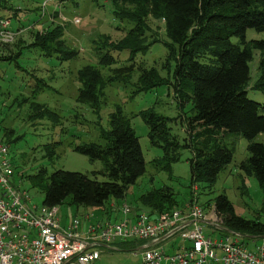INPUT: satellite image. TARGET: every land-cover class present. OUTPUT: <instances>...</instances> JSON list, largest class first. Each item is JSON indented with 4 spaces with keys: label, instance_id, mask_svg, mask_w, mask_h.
<instances>
[{
    "label": "rangeland",
    "instance_id": "374dc122",
    "mask_svg": "<svg viewBox=\"0 0 264 264\" xmlns=\"http://www.w3.org/2000/svg\"><path fill=\"white\" fill-rule=\"evenodd\" d=\"M45 2L46 0H7L6 4L3 3V8L0 7V16L11 18L10 30L15 34L12 44L6 47L0 43V55L19 51L23 53L18 58L20 67L15 61H0V135L5 137L7 133L5 143L11 138L17 141L9 147L10 157L16 168L15 184L28 191L34 203L43 205V187L29 178L43 168L49 176L63 170L82 173L99 182L107 181L105 176L93 174L103 170V163L90 162L88 157L74 152L73 147L91 142L105 143V134L112 128L111 117L121 109L139 137L146 163L144 175L129 188L124 199H110L109 209L72 207L69 205L70 200H67L60 207L63 216L75 219L90 213L97 220L116 223L121 220L118 207L127 204L133 209H145L139 202L140 196L155 189L170 187L180 204L177 208L184 207L195 192L201 204L206 206L215 204L216 198L226 195L238 216L264 224V188L256 178L244 176L240 168L250 157L249 142L243 136L230 133L223 135V144L234 154L232 163L219 175L213 188H204V184H199L192 189L189 160L193 154L189 150H181L180 161L172 165L173 174L168 173L163 164L159 163L164 152L150 140V129L143 119V114L147 115L149 111L176 119L169 128L172 135L183 143L187 134L182 127L184 118L180 117L189 111L188 104L179 108L169 85L143 93L138 70L129 75L120 74L117 68L128 63L129 53L113 52L119 61L114 67L99 65L101 57L112 49L111 45L125 38L132 27L130 21L120 20L119 15H133L134 9L116 7L111 0H71L64 3L47 1L44 8L47 13L43 14ZM56 11L59 12L58 19L53 17ZM13 12L16 16L21 13L19 19L12 17ZM73 17L79 21H75ZM39 19L40 24L33 30L21 32L19 29L20 24L29 28ZM58 27L63 29L65 48L67 51H76V58L60 60V54H53L49 58L43 49L30 47L35 43L34 34L48 33ZM142 33L143 42L149 45L150 50L147 54L138 55L137 63L148 69L155 68L162 78L169 80L175 63L168 59L167 45L171 40L167 36L165 21L149 17ZM246 39L264 40V33L248 30ZM237 41L238 39L233 40ZM263 63L261 52L254 50L250 62L248 96L260 104H264V94L255 90V84L262 74ZM87 66L101 73L97 108L77 102L79 90L83 88L79 73L86 70ZM37 79L45 80L44 87L33 92L36 90ZM41 111L45 112L40 113ZM40 114L45 115L41 117ZM255 142L264 144V134H260ZM55 143L60 144L54 154L49 148ZM43 186L47 187V181ZM205 234L213 239L230 237L232 240H239L249 250H255L257 244L262 242V238L244 233L221 230L213 233L208 226H205ZM179 242L181 240L177 241L178 245ZM137 261L127 253L116 252L103 255L99 264H134Z\"/></svg>",
    "mask_w": 264,
    "mask_h": 264
},
{
    "label": "trees",
    "instance_id": "16d2710c",
    "mask_svg": "<svg viewBox=\"0 0 264 264\" xmlns=\"http://www.w3.org/2000/svg\"><path fill=\"white\" fill-rule=\"evenodd\" d=\"M47 1L64 3L71 0ZM111 1L116 7L134 9L133 15H119L121 19L116 17L130 21L132 27L125 38L111 45L110 51L101 46L107 51L101 57L99 65L114 67L119 61L113 52L129 53L128 63L117 68L120 74L129 75L138 70L143 93L169 85L179 108H184L187 104L189 107V111L180 117L184 118L182 127L187 138L189 136L183 143L172 135L169 128L176 119L150 111L147 115L143 114V119L150 129V140L164 152V157L159 162L163 164L164 170L172 175V165L180 161V151L189 150L193 154L189 160L190 187L204 184V188H213L219 175L232 163L234 157L233 152L223 144V135L238 134L249 142L250 153V157L240 168L244 176L256 178L264 188V144L255 142L260 134H264V104L248 96L253 51H260L264 61V40L246 39L248 30L264 33V0ZM3 3L6 4L7 0H0L1 8ZM44 13L47 12L43 9ZM53 17L58 19L59 12H54ZM149 17L165 21L167 36L171 40L169 46L167 45L168 59L169 62L175 63L169 80L162 78L155 68L148 69L145 65L137 63V58L150 50L149 45L143 42L142 33ZM33 37L35 43L30 47L43 49L49 58H52L53 54L62 55L60 60H70L77 56L76 51H67L65 48L61 27L48 33L37 32ZM234 39L238 41L233 42ZM22 54L19 51L0 55V61H15L20 67L18 58ZM79 79L83 81V88L79 90L77 102L97 108L101 73L87 66L86 70L80 71ZM44 81L37 79L36 90L33 92L42 89ZM255 90L264 94V63ZM40 115L42 117L45 114ZM50 117L54 118L52 115ZM111 126V130L105 134V143L91 142L73 147L74 152L88 157L90 162H102L103 170L93 174H101L108 180L99 182L85 174L63 170L49 176L43 168L29 178L43 187L45 206H63L70 200L69 205L72 207L109 209L110 199L121 200L126 197L129 188L144 175L146 163L139 137L121 109L112 115ZM15 143L17 141L14 138L6 141L8 147ZM59 144H53L49 148L50 151L55 154ZM46 181L45 188L43 183ZM139 202L151 212H163L180 205L170 187L148 192L139 197ZM215 207L224 227L229 231L264 236V224L238 216L226 195L216 198ZM142 245V242L134 241L118 244L121 253H131Z\"/></svg>",
    "mask_w": 264,
    "mask_h": 264
},
{
    "label": "built area",
    "instance_id": "2783aa9c",
    "mask_svg": "<svg viewBox=\"0 0 264 264\" xmlns=\"http://www.w3.org/2000/svg\"><path fill=\"white\" fill-rule=\"evenodd\" d=\"M9 26V21H0L3 45L14 42ZM14 177L10 149L0 135V264H99L103 255L120 252L119 243L133 241L143 243L127 253L138 260L134 264H264V236L249 250L239 240L205 234V226L213 233L231 231L215 204H201L196 192L184 207L163 212L125 204L117 209L121 220L114 223L90 213L67 218L61 206L38 205Z\"/></svg>",
    "mask_w": 264,
    "mask_h": 264
},
{
    "label": "crops",
    "instance_id": "0c3cea01",
    "mask_svg": "<svg viewBox=\"0 0 264 264\" xmlns=\"http://www.w3.org/2000/svg\"><path fill=\"white\" fill-rule=\"evenodd\" d=\"M14 14H15V13L13 12L12 17L19 19L21 13L17 14V16L14 15ZM44 14H46V13H44ZM41 17H42V16H41ZM73 18H75V17H73ZM10 19H11V18H4V16H0V21H9V22H10V26H9V28L11 27V20H10ZM81 20H82V19H81ZM21 22H22V21H21ZM40 22H41V19H39L38 21H35L34 24H33L32 26H30L29 28H26L23 24H20L19 29L21 30V32H25L27 29H31V30H33L34 28L37 27V25L40 24ZM23 28H24V29H23ZM2 45H3V44H2ZM3 46H6V47H7V45H3ZM190 200H191V198H190L188 201H190ZM120 214H121V218H122V213L120 212Z\"/></svg>",
    "mask_w": 264,
    "mask_h": 264
}]
</instances>
